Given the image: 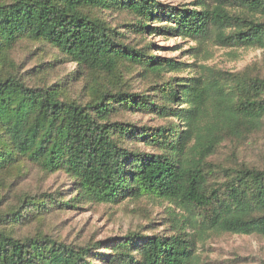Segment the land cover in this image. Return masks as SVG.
<instances>
[{
    "label": "trees",
    "instance_id": "trees-1",
    "mask_svg": "<svg viewBox=\"0 0 264 264\" xmlns=\"http://www.w3.org/2000/svg\"><path fill=\"white\" fill-rule=\"evenodd\" d=\"M214 2L212 8L201 2L198 11L164 7L157 0L0 1V195L23 175L27 162L45 174L65 172L81 196L94 202L150 196L195 214L192 227L202 231L264 236V170L208 160L224 139L260 128L264 78L241 73L168 78L158 84L157 99L115 88L122 63L158 77L181 65L119 42L116 29L94 14H132L130 25L139 34L154 33L157 27L150 23L166 17L174 26H164V32L264 49V0ZM23 39L47 43L85 68L86 97L75 100L59 85L31 87L18 78L10 53ZM128 111L172 119L141 128L112 121L114 114ZM126 139H139L152 150H130ZM15 199L0 212V264H194V244L185 232L190 218L167 236L128 232L75 245L40 233L14 234L16 225L75 197L61 202L50 194L23 193Z\"/></svg>",
    "mask_w": 264,
    "mask_h": 264
},
{
    "label": "rangeland",
    "instance_id": "rangeland-1",
    "mask_svg": "<svg viewBox=\"0 0 264 264\" xmlns=\"http://www.w3.org/2000/svg\"><path fill=\"white\" fill-rule=\"evenodd\" d=\"M9 1V0H0ZM164 7L200 10L204 2L212 8L214 0H157ZM226 8L234 10L226 2ZM228 5V6H227ZM94 14L106 20L121 35L119 42L134 48H145L144 53L180 64L176 71L164 72L161 77L149 74L140 65L122 63L120 79L115 88L137 94L160 97V84L168 78L189 80L206 78L217 73H241L264 78V49L258 47L222 46L214 38L195 41L164 30L174 26L166 17L156 19L150 26L157 29L152 34H139L130 25L132 14L124 11H98ZM160 28V29H159ZM226 32L231 30L230 27ZM148 46L149 48H147ZM147 48V49H146ZM16 75L28 86L59 85L69 98L82 101L86 97V69L68 61L53 46L23 39L10 53ZM6 69V67L4 68ZM4 73V72H3ZM161 78V79H160ZM100 81H103L100 77ZM178 105L177 107H179ZM115 122H126L135 128L158 127L172 117H160L151 112H120L111 117ZM124 146L130 150L151 151L139 139H126ZM214 164L229 168L241 166L264 170V117L258 130L240 137H228L208 157ZM22 176L1 193L0 212L16 201L19 194L35 197L52 195L67 206H53L39 218L14 227L17 236L44 234L66 243L84 245L88 242L121 237L128 232L144 235H170L176 224L185 228L194 244V264H259L264 260V236L234 234L192 227L195 214L167 200L150 196L127 197L116 203L94 202L79 193L78 185L63 171L45 174L37 165L24 163ZM4 197V198H3ZM183 226V225H182ZM103 251V249H101ZM111 249H108V253ZM99 264H110L103 262Z\"/></svg>",
    "mask_w": 264,
    "mask_h": 264
}]
</instances>
